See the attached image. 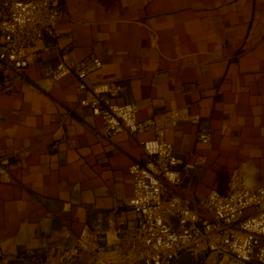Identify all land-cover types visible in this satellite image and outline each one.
I'll return each instance as SVG.
<instances>
[{
	"label": "crops",
	"instance_id": "crops-1",
	"mask_svg": "<svg viewBox=\"0 0 264 264\" xmlns=\"http://www.w3.org/2000/svg\"><path fill=\"white\" fill-rule=\"evenodd\" d=\"M62 4L59 35L28 50L26 72H0V264H65L63 251L98 212L134 225L128 170L152 133L106 136L102 118L81 104L75 75L45 76L64 55L71 63L99 56L103 67L88 83L119 85L117 100L167 126L185 164L206 157L183 189L202 198L242 162L264 183V0ZM183 106L210 124L209 144L194 123L169 126L170 110ZM200 258L223 264L214 252Z\"/></svg>",
	"mask_w": 264,
	"mask_h": 264
},
{
	"label": "built area",
	"instance_id": "built-area-1",
	"mask_svg": "<svg viewBox=\"0 0 264 264\" xmlns=\"http://www.w3.org/2000/svg\"><path fill=\"white\" fill-rule=\"evenodd\" d=\"M63 0H0V72L8 79L22 75L31 64L28 50L46 36L57 37V25L65 14ZM103 67L99 56L71 63L67 55L45 76L60 81L73 74L83 106L103 120L104 134L112 137L152 133L142 140L144 158L130 165L132 193L127 216L98 212L93 224L84 226L75 246L66 248L65 264L80 260L87 264H172L184 251L200 255L216 253L223 264H264V183L255 180L249 163L242 162L221 187L194 200L179 193L188 170L203 165L206 157L184 163L168 140V127L151 117L140 119L135 102H120L121 87L112 82L88 83L87 78ZM197 125V139L212 141L209 123L187 106L169 112V126ZM4 176L3 180H8ZM191 183H189V186ZM178 219V229L171 220Z\"/></svg>",
	"mask_w": 264,
	"mask_h": 264
},
{
	"label": "water",
	"instance_id": "water-1",
	"mask_svg": "<svg viewBox=\"0 0 264 264\" xmlns=\"http://www.w3.org/2000/svg\"><path fill=\"white\" fill-rule=\"evenodd\" d=\"M28 1V0H21ZM171 220L175 223L176 228L178 229V219L176 217H172ZM172 264H201L200 254L194 250H186L182 252Z\"/></svg>",
	"mask_w": 264,
	"mask_h": 264
},
{
	"label": "rangeland",
	"instance_id": "rangeland-1",
	"mask_svg": "<svg viewBox=\"0 0 264 264\" xmlns=\"http://www.w3.org/2000/svg\"><path fill=\"white\" fill-rule=\"evenodd\" d=\"M179 193H181L183 195H186V196H189V197H191L194 200H198V199L201 198V197L198 196V194L196 193V190H194L193 187L190 188V189H183V186H181L179 188Z\"/></svg>",
	"mask_w": 264,
	"mask_h": 264
}]
</instances>
